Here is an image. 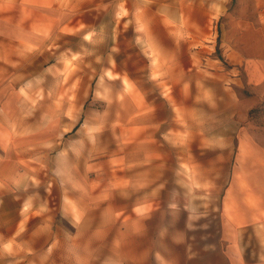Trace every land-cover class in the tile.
Returning <instances> with one entry per match:
<instances>
[{
    "label": "rangeland",
    "instance_id": "374dc122",
    "mask_svg": "<svg viewBox=\"0 0 264 264\" xmlns=\"http://www.w3.org/2000/svg\"><path fill=\"white\" fill-rule=\"evenodd\" d=\"M25 2L0 0V264H235L225 195L264 101L222 36L264 0Z\"/></svg>",
    "mask_w": 264,
    "mask_h": 264
},
{
    "label": "crops",
    "instance_id": "0c3cea01",
    "mask_svg": "<svg viewBox=\"0 0 264 264\" xmlns=\"http://www.w3.org/2000/svg\"><path fill=\"white\" fill-rule=\"evenodd\" d=\"M25 1L23 5L26 8L37 9H46L50 3V0ZM73 7L93 9L95 5L85 1ZM259 14V24L227 26L222 36L224 45L232 49L230 61L242 67L246 84L254 92L250 99L252 103L264 101V7ZM93 17L87 10L81 12L76 17V30H83ZM100 35H91V38L97 39ZM78 37L81 42L71 49L74 53H80L89 42L85 34ZM254 140L249 134L239 135L238 159L225 195L228 230L232 234L233 245L241 250V254L234 252L232 255L235 264H264V148ZM242 238H245L244 246H240ZM252 239H255L256 246ZM245 250L248 253L246 258L250 255L254 260H241Z\"/></svg>",
    "mask_w": 264,
    "mask_h": 264
},
{
    "label": "bare ground",
    "instance_id": "6f19581e",
    "mask_svg": "<svg viewBox=\"0 0 264 264\" xmlns=\"http://www.w3.org/2000/svg\"><path fill=\"white\" fill-rule=\"evenodd\" d=\"M85 37L86 38H91V34L90 33H85ZM106 75L109 77V78H113V77H116L115 74L111 73L110 70L107 71ZM102 79V77L100 78V80ZM124 84L126 86H129V82L127 79H124ZM86 125V124H85ZM90 131L93 130L94 128L92 126H88L87 127ZM90 137H92V139H94V135H90ZM0 139L2 141L3 144H7L8 140H9V132H4V131H1L0 132ZM193 185V183H192ZM157 259L159 260V263L161 264H167V262L165 261V259L162 257V255L160 253H157Z\"/></svg>",
    "mask_w": 264,
    "mask_h": 264
},
{
    "label": "trees",
    "instance_id": "16d2710c",
    "mask_svg": "<svg viewBox=\"0 0 264 264\" xmlns=\"http://www.w3.org/2000/svg\"><path fill=\"white\" fill-rule=\"evenodd\" d=\"M220 41V39H218V42Z\"/></svg>",
    "mask_w": 264,
    "mask_h": 264
}]
</instances>
